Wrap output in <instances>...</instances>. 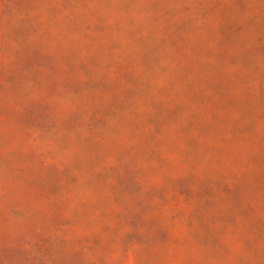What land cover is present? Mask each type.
Segmentation results:
<instances>
[{"label": "rangeland", "instance_id": "374dc122", "mask_svg": "<svg viewBox=\"0 0 264 264\" xmlns=\"http://www.w3.org/2000/svg\"><path fill=\"white\" fill-rule=\"evenodd\" d=\"M0 264H264V0H0Z\"/></svg>", "mask_w": 264, "mask_h": 264}]
</instances>
